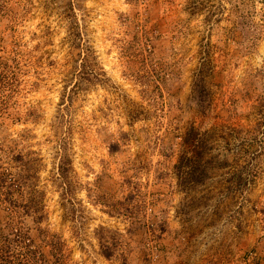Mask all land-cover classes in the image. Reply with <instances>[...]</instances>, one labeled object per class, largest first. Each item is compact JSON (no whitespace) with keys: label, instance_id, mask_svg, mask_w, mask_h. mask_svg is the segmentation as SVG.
Returning <instances> with one entry per match:
<instances>
[{"label":"rangeland","instance_id":"1","mask_svg":"<svg viewBox=\"0 0 264 264\" xmlns=\"http://www.w3.org/2000/svg\"><path fill=\"white\" fill-rule=\"evenodd\" d=\"M11 150L70 264H264V0H0Z\"/></svg>","mask_w":264,"mask_h":264},{"label":"trees","instance_id":"2","mask_svg":"<svg viewBox=\"0 0 264 264\" xmlns=\"http://www.w3.org/2000/svg\"><path fill=\"white\" fill-rule=\"evenodd\" d=\"M7 161L0 167V264H70L61 239L41 227L36 160L11 150ZM61 175L67 181L65 168ZM103 247V255L111 257L110 245Z\"/></svg>","mask_w":264,"mask_h":264}]
</instances>
